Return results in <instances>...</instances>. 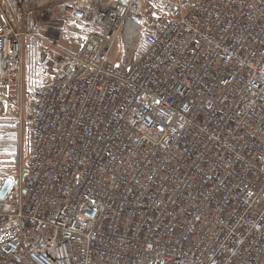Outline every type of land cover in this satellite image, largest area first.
I'll return each instance as SVG.
<instances>
[{"label":"built area","instance_id":"obj_1","mask_svg":"<svg viewBox=\"0 0 264 264\" xmlns=\"http://www.w3.org/2000/svg\"><path fill=\"white\" fill-rule=\"evenodd\" d=\"M144 2L161 16L117 67L110 54ZM57 10L83 42L67 53L43 40L0 264H264V0ZM21 36L0 22V114L19 99Z\"/></svg>","mask_w":264,"mask_h":264},{"label":"rangeland","instance_id":"obj_2","mask_svg":"<svg viewBox=\"0 0 264 264\" xmlns=\"http://www.w3.org/2000/svg\"><path fill=\"white\" fill-rule=\"evenodd\" d=\"M66 0H53L47 5H37L36 0H0V22L9 23L12 28L21 33V47L23 56V68L19 78V99L16 105L10 104L0 114V120L8 121L9 125H16L19 132L16 163L10 159L0 161V167H4L7 178L15 180L25 171L26 161L30 155L31 137L27 127V114L29 111L32 94L38 84L44 69L38 62L44 48L43 40L57 39L58 47L67 53H76L82 45L80 37L73 22L61 16L57 8ZM49 7L51 13H47L37 21V27H32L34 18L43 7ZM158 9L150 2H144L142 7V22L140 28L144 33L149 26L160 17ZM143 36V34H142ZM121 43L118 38L111 54L110 62L118 65L121 61ZM139 54L137 53V56ZM138 58H133V63ZM35 64V65H34ZM3 206H0V211Z\"/></svg>","mask_w":264,"mask_h":264},{"label":"trees","instance_id":"obj_3","mask_svg":"<svg viewBox=\"0 0 264 264\" xmlns=\"http://www.w3.org/2000/svg\"><path fill=\"white\" fill-rule=\"evenodd\" d=\"M142 29L139 25L125 22L120 32L121 61L117 67L128 68L133 64V58L139 53L142 47ZM35 65V64H34ZM8 121L0 120V161L10 159L16 163L17 147L19 143V132L16 125L7 124ZM31 137V135H30ZM4 167H0V187L7 175L4 174ZM0 206H3L0 203ZM2 212H7L8 208L3 206Z\"/></svg>","mask_w":264,"mask_h":264},{"label":"water","instance_id":"obj_4","mask_svg":"<svg viewBox=\"0 0 264 264\" xmlns=\"http://www.w3.org/2000/svg\"><path fill=\"white\" fill-rule=\"evenodd\" d=\"M13 180L10 178H7L4 180L0 187V203L4 201L7 193L9 192L11 186H12Z\"/></svg>","mask_w":264,"mask_h":264}]
</instances>
